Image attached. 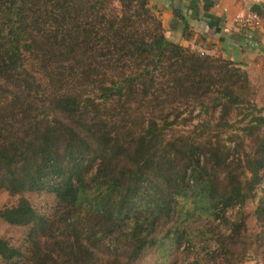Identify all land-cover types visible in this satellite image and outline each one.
<instances>
[{
    "label": "trees",
    "instance_id": "16d2710c",
    "mask_svg": "<svg viewBox=\"0 0 264 264\" xmlns=\"http://www.w3.org/2000/svg\"><path fill=\"white\" fill-rule=\"evenodd\" d=\"M147 3L0 0V222L27 229L20 246L0 236L2 264H139L196 244L189 264H242L264 240L240 211L264 138L235 162L218 138L246 74L167 40ZM248 116L246 137L264 124ZM40 192L49 216L26 197Z\"/></svg>",
    "mask_w": 264,
    "mask_h": 264
},
{
    "label": "crops",
    "instance_id": "0c3cea01",
    "mask_svg": "<svg viewBox=\"0 0 264 264\" xmlns=\"http://www.w3.org/2000/svg\"><path fill=\"white\" fill-rule=\"evenodd\" d=\"M147 5L170 42L236 67H264V0H148ZM248 12L259 15V28L235 25V16ZM261 257L242 264H264Z\"/></svg>",
    "mask_w": 264,
    "mask_h": 264
},
{
    "label": "rangeland",
    "instance_id": "374dc122",
    "mask_svg": "<svg viewBox=\"0 0 264 264\" xmlns=\"http://www.w3.org/2000/svg\"><path fill=\"white\" fill-rule=\"evenodd\" d=\"M236 67V66H235ZM246 74V87L241 90L240 95L245 101V103L239 104L236 108H232L230 113L225 118L227 124L231 125V129L223 127L218 133V138L222 140L225 146L229 149L230 155L228 160L235 162L236 160H242V157L245 153L249 152L250 149H255L254 141L255 138H264V124L261 125L258 132H255L252 136L246 137L244 134V126L247 125L250 116L249 113L253 112L255 115L264 116V67L260 70L255 69L254 67L240 68ZM261 111V112H256ZM219 109L209 111L211 113L207 116L206 119L210 121L211 124L216 123V117L218 115ZM197 111L194 112L196 114ZM203 117V114L200 115ZM217 132H214L215 134ZM236 151V152H235ZM259 181L254 186L253 197L250 200H247L243 203L240 208V211L245 215L246 227L248 234L264 236V224L262 227L256 222L254 211L258 207V204L264 202V168L258 173ZM248 177V175H247ZM27 199L31 205L37 210L38 213L49 216L55 207V201L53 196L46 192L33 193L26 195ZM8 197L5 193L0 191V206L4 205L7 202ZM238 208L233 207L229 211L225 212V215L232 219L237 213ZM202 223L191 224V234H195V230L200 227ZM27 229L20 227L8 226L0 222V236L8 240L15 246H20L24 244V238L26 235ZM192 241L196 242L194 236ZM200 244H196L194 248L188 247V251L185 254H178L181 252L180 247L178 251L173 249L161 254L156 250H150L144 256L142 261L139 264H189L192 262V255L196 253L201 248L198 247ZM184 247V246H183ZM250 253L254 255H249V257L261 255L264 261V240H259L251 244L249 248ZM2 264V262H0Z\"/></svg>",
    "mask_w": 264,
    "mask_h": 264
},
{
    "label": "built area",
    "instance_id": "2783aa9c",
    "mask_svg": "<svg viewBox=\"0 0 264 264\" xmlns=\"http://www.w3.org/2000/svg\"><path fill=\"white\" fill-rule=\"evenodd\" d=\"M234 23L241 29H257L261 26V19L258 14L248 12L245 15H236Z\"/></svg>",
    "mask_w": 264,
    "mask_h": 264
}]
</instances>
